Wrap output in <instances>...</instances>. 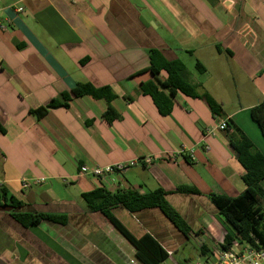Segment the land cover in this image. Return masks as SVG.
<instances>
[{"label":"crops","instance_id":"obj_1","mask_svg":"<svg viewBox=\"0 0 264 264\" xmlns=\"http://www.w3.org/2000/svg\"><path fill=\"white\" fill-rule=\"evenodd\" d=\"M151 50L181 61L222 106V116L182 94L169 116L160 115L152 98L140 94L142 84L155 82ZM87 83L111 88L119 119L107 122V101L91 96L34 115ZM262 102L264 0H0V182L23 204L19 211L68 217L66 225L24 228L11 208L0 207V264H141L128 240L84 203L82 195L100 187L168 193L167 202L198 233L190 240L159 209L113 210L136 238L150 235L165 249L169 258L162 264L181 263L174 256L191 240L198 248L207 245L212 257L230 229L208 196L237 197L246 185L228 133L206 131L233 121L264 155V139L250 117ZM148 156L151 165L123 173L80 174L82 167ZM24 178L45 184L24 188ZM179 187L201 195L177 193ZM242 248L236 243L231 249ZM196 256L186 261L209 258L198 249Z\"/></svg>","mask_w":264,"mask_h":264},{"label":"trees","instance_id":"obj_2","mask_svg":"<svg viewBox=\"0 0 264 264\" xmlns=\"http://www.w3.org/2000/svg\"><path fill=\"white\" fill-rule=\"evenodd\" d=\"M151 74L155 82L142 84L140 94L152 98L160 115L169 116L174 108V98L182 94L192 99H200L206 102L212 114L221 117L222 106L217 103L209 93L202 91L199 84L191 80L187 67L179 60L167 61L157 50L150 51ZM196 70L200 74L206 72L201 64H196ZM165 73L167 77L161 80L159 76ZM91 96L95 99H104L108 103V109L104 115L107 122L112 123L119 119V114L113 109L111 103L116 95L111 88H95L91 84H79L71 93L63 95V101H52L48 107L34 111L39 118L44 117L49 109L59 106L68 107L73 97ZM252 121L259 128L264 139V102L258 104L250 111ZM227 133L233 150L238 155L244 175L242 177L246 189L237 197L210 194L208 196L212 204L218 209L219 215L228 225V232L222 244L218 245V251H229L236 243L249 245L255 249L264 247V155L255 147L252 140L233 122L227 121ZM0 131H4L0 125ZM177 193L186 195H201L195 187H179ZM168 195L163 189H157L148 194H140L137 191L119 190L115 193L100 187L82 195L89 212L102 214L119 232L128 240L136 250V258L141 264H162L169 255L165 249L150 235L136 238L114 215L113 210L123 207L131 213H138L148 209H159L163 215L179 230L186 239L197 236L184 218L167 202ZM23 204L9 195L5 188L0 189V207L11 208V217L24 228L38 226L43 222L66 225L68 217L65 215L28 213L19 211ZM203 260L207 259L212 251L207 245L199 247ZM185 261L178 264H189Z\"/></svg>","mask_w":264,"mask_h":264},{"label":"built area","instance_id":"obj_3","mask_svg":"<svg viewBox=\"0 0 264 264\" xmlns=\"http://www.w3.org/2000/svg\"><path fill=\"white\" fill-rule=\"evenodd\" d=\"M19 12L21 11L19 10ZM227 129V121H222L218 125L209 128L206 131V134L209 136H216L218 132H225L227 131ZM153 162L154 158L148 156L142 160H135L128 163H117L105 168L82 167L80 170V174L84 176L101 178L107 175L126 172L127 170L134 168L137 165H151ZM21 183L24 188H29L31 186H41L45 184V181L39 179L30 180L24 178ZM1 188L2 183L0 182V189ZM196 264H264V247L261 249H255L249 245H244V248H242L240 251H235L232 249L226 252L219 251L204 262Z\"/></svg>","mask_w":264,"mask_h":264},{"label":"rangeland","instance_id":"obj_4","mask_svg":"<svg viewBox=\"0 0 264 264\" xmlns=\"http://www.w3.org/2000/svg\"><path fill=\"white\" fill-rule=\"evenodd\" d=\"M197 249L199 250L196 241L195 240H191L189 241L188 245L183 249V251H181L179 254H177L176 256H174V258L176 259V261L178 262H185L186 260H188L189 258H196L194 259L192 262H195L197 260ZM168 264H173L172 262H169Z\"/></svg>","mask_w":264,"mask_h":264}]
</instances>
